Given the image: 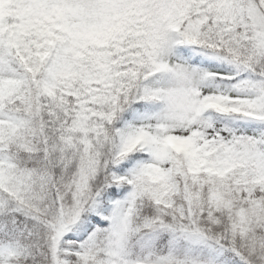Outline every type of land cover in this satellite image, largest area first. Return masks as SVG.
<instances>
[{"label": "snow or ice", "instance_id": "obj_1", "mask_svg": "<svg viewBox=\"0 0 264 264\" xmlns=\"http://www.w3.org/2000/svg\"><path fill=\"white\" fill-rule=\"evenodd\" d=\"M0 264H264V0H0Z\"/></svg>", "mask_w": 264, "mask_h": 264}]
</instances>
